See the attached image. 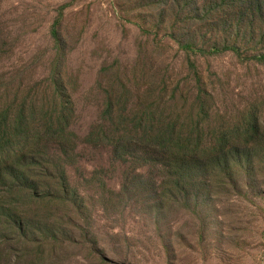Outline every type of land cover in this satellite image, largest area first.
I'll list each match as a JSON object with an SVG mask.
<instances>
[{"label":"rangeland","instance_id":"374dc122","mask_svg":"<svg viewBox=\"0 0 264 264\" xmlns=\"http://www.w3.org/2000/svg\"><path fill=\"white\" fill-rule=\"evenodd\" d=\"M236 4L0 0V113L27 95L68 105L63 169L80 200L50 209L45 256L0 222V264H264V27ZM170 122L184 170L201 153L205 169L176 199L165 154L144 144ZM224 135L239 146L221 164Z\"/></svg>","mask_w":264,"mask_h":264},{"label":"trees","instance_id":"16d2710c","mask_svg":"<svg viewBox=\"0 0 264 264\" xmlns=\"http://www.w3.org/2000/svg\"><path fill=\"white\" fill-rule=\"evenodd\" d=\"M235 1L241 4L239 7H242L240 13L243 16L249 12H258L260 28L264 27V0ZM263 36L264 32H262ZM182 47L195 52L193 46ZM232 49L238 51L237 48ZM257 59L264 61V56ZM54 98L43 102L40 108L36 104L37 101L27 95L19 102L13 101L0 113V193L3 198V200L0 199V222L5 231L10 233L5 235H11V240H14L15 244H21L25 248L27 244H30L35 250L37 247L39 252L36 251V255L40 256L47 254L45 245L50 242L49 240L57 239L56 225L48 223L51 217L50 209L70 202L74 203L75 207V204H79L80 201L77 194L68 186L63 169L64 159L71 153L73 146L71 136L65 134L62 128L65 126L66 114L70 108L66 104L63 105L64 103L60 107L53 104ZM253 121H255L254 118L251 120V125L254 124ZM252 127L254 128L255 125ZM179 135H184L179 125L170 122L157 135L150 136L144 143L151 144L150 148L154 150L158 144L161 153L165 154L163 157L170 164L171 176L168 182V188H171L168 189V195L173 199L181 193L180 189L189 184L187 181L190 180L193 171L204 169V166H198L197 163H200L201 153L193 162H190L191 169L184 170L185 165L182 162L186 159L182 156H189L190 150L185 144L182 145ZM188 137L185 138V143L189 142ZM223 139L220 147L223 153L221 164L226 162L223 157L226 154L231 158L232 154H238L239 146L237 139L226 135ZM51 142L59 146V154L54 155L48 151L47 144ZM115 146L117 150L127 148L122 140H119ZM257 148L258 144L253 150ZM251 152L246 155L247 159L254 155L252 149ZM209 164L214 166L213 158L210 159ZM227 174L229 175L230 172L227 171ZM164 193L165 191H161V197ZM25 204L35 206L37 209L30 219L19 207ZM19 260L21 259L7 258V263L17 264ZM26 264H46V258L41 257L38 262L31 261Z\"/></svg>","mask_w":264,"mask_h":264}]
</instances>
